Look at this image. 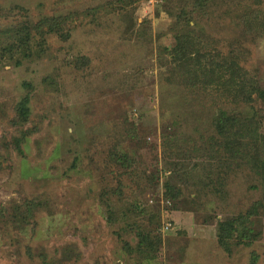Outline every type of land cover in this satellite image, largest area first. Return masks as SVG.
I'll use <instances>...</instances> for the list:
<instances>
[{
	"label": "rangeland",
	"instance_id": "obj_1",
	"mask_svg": "<svg viewBox=\"0 0 264 264\" xmlns=\"http://www.w3.org/2000/svg\"><path fill=\"white\" fill-rule=\"evenodd\" d=\"M0 264H264V0H0Z\"/></svg>",
	"mask_w": 264,
	"mask_h": 264
},
{
	"label": "trees",
	"instance_id": "obj_2",
	"mask_svg": "<svg viewBox=\"0 0 264 264\" xmlns=\"http://www.w3.org/2000/svg\"><path fill=\"white\" fill-rule=\"evenodd\" d=\"M178 49V47H175L174 48V52H176ZM176 59H178V57H176ZM174 61V60H173ZM179 67V66H178ZM222 78V77H221ZM28 103H29V98L28 96L24 97L23 100H21L17 107H16V112H17V115L20 117V118H23V119H27L28 117V114H29V110H28ZM221 119H222V116H220ZM228 120V119H226Z\"/></svg>",
	"mask_w": 264,
	"mask_h": 264
}]
</instances>
